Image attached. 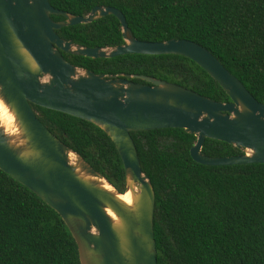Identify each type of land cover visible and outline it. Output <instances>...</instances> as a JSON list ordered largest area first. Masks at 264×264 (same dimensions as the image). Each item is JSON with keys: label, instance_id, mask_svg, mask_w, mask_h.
I'll return each instance as SVG.
<instances>
[{"label": "trees", "instance_id": "16d2710c", "mask_svg": "<svg viewBox=\"0 0 264 264\" xmlns=\"http://www.w3.org/2000/svg\"><path fill=\"white\" fill-rule=\"evenodd\" d=\"M57 9L88 15L113 6L144 41L185 38L208 49L264 103V0H50ZM55 21H65L52 14ZM57 33L88 47L126 40L119 18L64 26ZM97 74H139L167 80L221 102L231 98L194 60L177 54L91 58L62 51ZM136 82L147 83L141 79ZM38 118L122 193L126 173L110 136L96 124L32 103ZM143 171L156 193L158 264H264V163L206 165L195 161L194 134L182 128L133 131ZM202 152L225 157L236 146L207 138ZM0 264H82L61 215L0 168Z\"/></svg>", "mask_w": 264, "mask_h": 264}, {"label": "water", "instance_id": "95a60500", "mask_svg": "<svg viewBox=\"0 0 264 264\" xmlns=\"http://www.w3.org/2000/svg\"><path fill=\"white\" fill-rule=\"evenodd\" d=\"M52 14L66 20L55 21ZM109 14L121 21L123 45L88 47L57 33L64 26L91 23ZM62 51L91 58L186 56L217 80L231 100L216 101L152 76L97 74L70 63ZM0 102L12 119L0 118V168L61 215L77 242L82 264H158L156 193L131 132L182 128L197 137L191 155L199 163H264V103L200 43L185 38L140 40L125 14L113 6L100 5L88 15H76L55 8L50 0H0ZM32 103L103 129L122 158L126 191L120 192L55 135ZM207 138L232 144L242 153L205 155Z\"/></svg>", "mask_w": 264, "mask_h": 264}, {"label": "bare ground", "instance_id": "6f19581e", "mask_svg": "<svg viewBox=\"0 0 264 264\" xmlns=\"http://www.w3.org/2000/svg\"><path fill=\"white\" fill-rule=\"evenodd\" d=\"M0 118L4 121H10L12 120L11 119V116L10 114L8 113L7 109L5 108V106L0 102ZM123 198L126 200V201H129V194H125L123 196Z\"/></svg>", "mask_w": 264, "mask_h": 264}]
</instances>
